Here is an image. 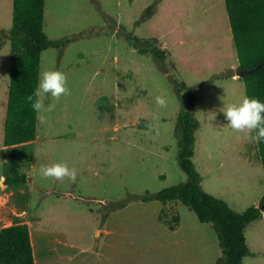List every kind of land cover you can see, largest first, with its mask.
<instances>
[{
	"label": "rangeland",
	"instance_id": "374dc122",
	"mask_svg": "<svg viewBox=\"0 0 264 264\" xmlns=\"http://www.w3.org/2000/svg\"><path fill=\"white\" fill-rule=\"evenodd\" d=\"M152 2L44 0L43 33L49 40L68 42L41 51L38 74L42 69L63 72L71 94L48 114L50 125L36 119L34 142L9 152L29 177L11 187L13 196L2 199L0 219V227L28 225L36 259L93 264L100 256L126 255L156 259L146 264H210L220 255L210 224L198 222L176 200L114 206L128 193L155 192L186 179L177 163L174 132L176 116L189 101L180 83L194 87L191 111L199 126L191 161L201 189L235 212L264 194L256 143L228 127L220 112L222 100L235 103L245 96L242 82L239 87L209 74L198 59L174 69L164 55L154 56L159 49L146 37L160 26L141 19ZM211 4L220 8V0H165L162 12L174 25L195 13L204 16ZM11 6L12 0H0V114L8 86ZM195 17L187 29L198 33L200 19ZM158 95L167 100L166 107L156 104ZM56 162L74 168L76 181L40 175L42 164ZM12 205L16 209L11 212ZM245 242L249 253L242 263L264 264V221L247 227Z\"/></svg>",
	"mask_w": 264,
	"mask_h": 264
},
{
	"label": "trees",
	"instance_id": "16d2710c",
	"mask_svg": "<svg viewBox=\"0 0 264 264\" xmlns=\"http://www.w3.org/2000/svg\"><path fill=\"white\" fill-rule=\"evenodd\" d=\"M159 0H153L141 19H146L156 8ZM232 42L237 57L238 69H251L239 78L244 94L264 102V0H223ZM44 0H12L11 24L7 29L9 40L8 87L3 119V145L15 146L29 143L35 138L36 113L26 97L37 86L40 53L48 47H59L68 42L49 40L42 31ZM155 43V39H150ZM154 56L164 55L160 50ZM232 75L227 71L216 76ZM180 86L188 93L187 107L181 109L175 120L177 135V163L186 179L155 192L144 191L130 194L115 203L121 207L130 200L158 201L162 204L176 200L193 212L200 223L210 224L220 249L214 264H243L249 251L244 238L245 227L261 217L264 194L256 206L235 212L222 199L203 191L200 175L191 161L194 133L199 126L192 111L194 87ZM254 134V133H253ZM264 176V141L256 143ZM2 154V152H0ZM7 173L3 184L12 186L25 183L28 178L19 171V165L10 156L4 155ZM0 264H34L28 225L11 224L0 227Z\"/></svg>",
	"mask_w": 264,
	"mask_h": 264
},
{
	"label": "crops",
	"instance_id": "0c3cea01",
	"mask_svg": "<svg viewBox=\"0 0 264 264\" xmlns=\"http://www.w3.org/2000/svg\"><path fill=\"white\" fill-rule=\"evenodd\" d=\"M165 0H159L156 4L155 11L149 15L148 19L156 20V23L159 24L160 29H157V32L152 35H148L146 38L155 39V44L157 48L163 52L165 60L168 63H171L174 69H179L183 64L188 62H193L195 59L201 61L202 68L205 71H209V74H221L227 71H230L232 75L224 76L223 78L228 79L234 82L240 87L242 81L239 77L235 76L234 70L237 69V57L236 52L232 42V35L229 27V22L227 14L225 12L223 0H220V8L215 7L211 4L204 16H200L199 13H195V19H200V31L198 33L189 31L190 20H194V16H190L185 20H179L174 25L165 20L167 14L162 12L164 7ZM199 16V17H198ZM196 21V20H195ZM197 65V64H196ZM8 87V86H7ZM7 97V95H6ZM6 106V104H5ZM5 111L0 114V152H3L4 155L10 156L9 152L14 148L26 147L35 141L36 134V124H35V138L29 143L19 144L15 146H4L3 145V119ZM2 128V129H1ZM195 148V141H194ZM193 148V155H194ZM192 155V156H193ZM243 158L253 166L255 162L250 161L248 155L244 154ZM14 160V159H13ZM15 161V160H14ZM19 165V164H18ZM21 166L19 165V171H22ZM7 173V167L5 159L0 155V219L2 218L4 212L5 204L2 202L6 201L8 194L12 195V186L3 184L4 177ZM25 174V172H23ZM26 175V174H25ZM200 175V174H199ZM28 178L29 176L26 175ZM201 179V176H200ZM26 183V182H25ZM19 185L23 183H18ZM17 185V184H15ZM261 195V194H260ZM259 195L258 200L254 205L256 206L259 202L261 196ZM13 196V195H12ZM15 205L9 208V210L14 211ZM264 221V212L261 214V217L255 221L249 223L244 229V238L245 230L247 227L254 222ZM21 223V222H18ZM17 224V223H14ZM180 225V224H179ZM7 226V225H6ZM3 227V226H2ZM30 242L32 246L33 260L34 264H49L45 258L39 256L38 259L35 258L34 248L35 244L33 243V232H29ZM218 257H216L217 259ZM195 261V258H193ZM199 259V258H196ZM211 260L210 264H214L215 260ZM152 263L156 262L155 258H138V257H127L126 255H117V256H100L93 258V264H128V263ZM185 262V261H184ZM181 263V262H180ZM183 264H198L193 262L183 263Z\"/></svg>",
	"mask_w": 264,
	"mask_h": 264
},
{
	"label": "clouds",
	"instance_id": "9594fccd",
	"mask_svg": "<svg viewBox=\"0 0 264 264\" xmlns=\"http://www.w3.org/2000/svg\"><path fill=\"white\" fill-rule=\"evenodd\" d=\"M70 94L67 77L63 72L42 69L38 74L37 86L33 93L26 97V101L36 113L38 123L48 126L51 123L48 114L55 110L56 103L62 96ZM49 98L51 103L46 105L45 101ZM155 102L160 108L167 106V100L163 96H156ZM222 103L220 112L223 113L228 127L235 132L243 133L246 138L257 144L264 141V102L255 97L244 96L239 102L224 103L222 100ZM39 172L43 178L60 182L66 178L75 182L77 178L76 170L69 168L65 162L42 164Z\"/></svg>",
	"mask_w": 264,
	"mask_h": 264
},
{
	"label": "water",
	"instance_id": "95a60500",
	"mask_svg": "<svg viewBox=\"0 0 264 264\" xmlns=\"http://www.w3.org/2000/svg\"><path fill=\"white\" fill-rule=\"evenodd\" d=\"M249 71H251V69H238L237 68L234 70V74H235V76L240 77L243 74L248 73ZM261 208H264V199L262 201Z\"/></svg>",
	"mask_w": 264,
	"mask_h": 264
}]
</instances>
